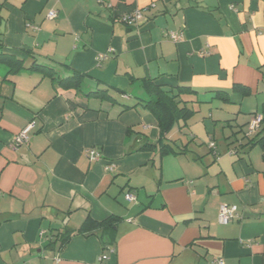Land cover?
Masks as SVG:
<instances>
[{"label":"crops","instance_id":"crops-1","mask_svg":"<svg viewBox=\"0 0 264 264\" xmlns=\"http://www.w3.org/2000/svg\"><path fill=\"white\" fill-rule=\"evenodd\" d=\"M134 9L138 25L123 24ZM0 40L24 66L83 74L73 88L0 65V264H264L263 153L229 145L264 101V0H0ZM142 79L197 92L198 111L163 138L177 153L140 148L160 138ZM97 90L110 97L87 95ZM222 122L226 149L215 139ZM29 124V140L13 147ZM221 203L238 218L219 223ZM110 215L111 233H76L86 217Z\"/></svg>","mask_w":264,"mask_h":264},{"label":"trees","instance_id":"trees-1","mask_svg":"<svg viewBox=\"0 0 264 264\" xmlns=\"http://www.w3.org/2000/svg\"><path fill=\"white\" fill-rule=\"evenodd\" d=\"M27 55L30 56V53L28 52ZM0 65H3L7 68V74L17 73L21 70L38 71L42 74V76L48 75L51 80L56 81L57 84L67 83L73 88L80 87L81 79L83 77V74L77 72H73L72 75L65 78L53 77L52 73L50 72L52 70L51 68L44 65H39L35 61H32L29 66H24L22 58L17 57L14 54H10L4 50L1 40ZM141 87L143 92L146 94V98L139 100L142 102V105L148 108L155 116L157 120V126L159 128L160 138L158 140V145L146 141L140 148L150 149L151 147L158 146L160 155L177 153L169 143L163 142V138L165 134L168 133V131L172 128L174 123L181 120L186 124V122L194 115V113L198 111L193 105V103H201V101L197 99V92L188 86L176 85L173 87H165L148 79H142ZM232 89L234 91L236 90L240 92L242 96H246L250 93V89L243 85L234 84ZM214 92L215 98H218L224 102L229 100V93L227 91L215 90ZM91 94L100 98L110 97L104 91L99 90L89 92L87 95ZM254 114H261L262 116L259 129L252 135L246 130L245 134H243L240 139L231 141L229 145L233 143L236 144V142H238V144L234 146V149L238 147H247V149H249L254 145H258L263 153L262 157L264 159V101L260 104L258 110L252 113V116ZM248 123L249 121L245 124L247 125ZM241 131L242 127L234 134L240 133ZM242 140H245V142H241ZM236 151L238 150L236 149ZM118 221L119 218L114 215H110L102 220H94L90 217H86L83 223L76 229V233L83 235H91L98 231L101 233H111L116 227ZM71 235L72 231H58L56 234H54V243H57L58 248L61 249L69 241Z\"/></svg>","mask_w":264,"mask_h":264},{"label":"built area","instance_id":"built-area-1","mask_svg":"<svg viewBox=\"0 0 264 264\" xmlns=\"http://www.w3.org/2000/svg\"><path fill=\"white\" fill-rule=\"evenodd\" d=\"M56 16L55 9H49L47 12L48 18H54ZM143 17L142 9H134L129 12H126L119 16V20L125 25H138V22ZM166 35L169 39L173 41H177L182 37L180 32L169 31L166 32ZM262 116L261 114H254L247 125V131L249 134H254L260 127ZM32 124L24 127L18 134L15 135L12 146L17 147L21 143L27 142L29 140L28 131L30 130ZM210 148H214V142L211 141L209 143ZM87 156L90 160H98L100 158V153L96 151L93 147H89L87 149ZM106 169L112 170V166L106 165ZM124 197L128 201H134L136 199L135 195L131 192H126ZM237 206L234 204L221 203L219 205L218 211V222L221 224H227L235 218H238ZM43 233V232H42ZM99 260H102V256H100ZM212 264H226L224 260L220 257L213 259Z\"/></svg>","mask_w":264,"mask_h":264},{"label":"rangeland","instance_id":"rangeland-1","mask_svg":"<svg viewBox=\"0 0 264 264\" xmlns=\"http://www.w3.org/2000/svg\"><path fill=\"white\" fill-rule=\"evenodd\" d=\"M3 67V66H2ZM114 94V96L117 98V99H119V100H122L121 98H120V95L119 94H117V93H113ZM215 103V102H214ZM220 103V102H219ZM204 105H208V104H204ZM201 106H203V104H200L198 107L200 108ZM224 124V125H223ZM223 126L224 128V131H223V133H225V134H230V126H227L226 125V123H221V124H219L218 125V127H216V135H215V139L217 140V143H218V145L220 146V148L222 149H226V143H225V141H226V137L224 138L223 137V133L222 132H220L219 131V126ZM231 135V134H230ZM252 135V134H251ZM229 136V135H228ZM240 139V138H239ZM230 140H232V139H230ZM260 148H259V146L258 145H256V146H254V149H253V151H252V156L254 157V155H255V153H260V150H259ZM122 196H123V194H122Z\"/></svg>","mask_w":264,"mask_h":264}]
</instances>
